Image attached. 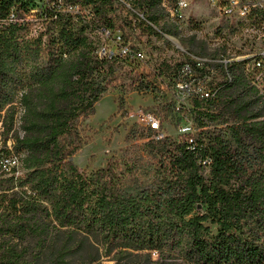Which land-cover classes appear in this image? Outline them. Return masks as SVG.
Segmentation results:
<instances>
[{"label":"trees","instance_id":"trees-1","mask_svg":"<svg viewBox=\"0 0 264 264\" xmlns=\"http://www.w3.org/2000/svg\"><path fill=\"white\" fill-rule=\"evenodd\" d=\"M134 1L144 16L127 10L118 27L115 0H49L39 24L32 0H0V264H264V91L236 56L193 101L194 141L164 138L145 188L127 187L134 166L114 156L91 172L72 160L77 121L124 58L101 57L93 31L181 32L158 0Z\"/></svg>","mask_w":264,"mask_h":264},{"label":"rangeland","instance_id":"rangeland-1","mask_svg":"<svg viewBox=\"0 0 264 264\" xmlns=\"http://www.w3.org/2000/svg\"><path fill=\"white\" fill-rule=\"evenodd\" d=\"M48 3L49 0H32L34 9L29 18L39 24L37 20L46 11ZM116 7V12L110 15L118 17L115 19L119 27L128 11L118 5ZM84 11L92 17L89 8ZM192 16L194 19L184 25L179 36H175L179 44L170 40L167 37L169 34L163 33L158 27L155 32L137 29L133 34L129 30L110 29L109 36L98 30L93 31L97 51L104 47L117 51L116 37L125 33L130 35L128 43L136 51H142L143 57H125L116 62L118 72L115 87L96 103L92 115L82 116L77 121L76 128L83 144L72 160L81 171L97 170L114 156L124 165L134 166V180L127 183L128 188L138 190L151 184L158 177L164 138L181 139L179 115L169 111L165 117L166 111L163 110L167 103L173 102L172 78L179 64L194 57L233 58L250 51L251 42L231 32L233 24L218 12L202 10ZM122 101L124 107L120 108ZM139 108L159 112L162 117V135H157L136 118L130 117L131 112ZM192 111L196 136L200 131L196 118L201 115L198 111ZM211 126H215V123L211 122ZM211 227L213 231L217 230L216 225ZM152 253L154 258L158 257L157 253ZM100 264L114 262L111 257L104 256Z\"/></svg>","mask_w":264,"mask_h":264},{"label":"built area","instance_id":"built-area-1","mask_svg":"<svg viewBox=\"0 0 264 264\" xmlns=\"http://www.w3.org/2000/svg\"><path fill=\"white\" fill-rule=\"evenodd\" d=\"M158 3L159 6L171 7L172 17L181 21L183 30L184 25L194 19L192 15L197 11L218 12L227 18L229 23L233 24L231 32L246 42H251L250 51L241 55L245 79L249 83H253L259 91H264V0H158ZM115 5L125 8L139 17L144 16V11L136 7V1L128 0L126 4L120 5L119 0H115ZM110 34V29L106 30V35ZM123 39H125L124 35H118L115 41L117 51L104 47L100 51L98 50L100 56L109 59L116 56L138 59L143 57L142 51H136L128 43L130 40L123 41ZM191 60L180 63L173 74V102L171 103L180 118V140H185L188 143L194 141L196 131L191 116L194 107L193 101L212 98L215 80H218L221 70L234 64V57H223V63L217 65L205 64L203 58L198 57ZM130 117L136 118L141 125L154 131L157 135H162V117L159 112L139 108L135 112H131ZM17 162V157L9 156L4 158L3 164L14 166L18 164ZM206 162L208 160L204 163L206 164Z\"/></svg>","mask_w":264,"mask_h":264},{"label":"bare ground","instance_id":"bare-ground-1","mask_svg":"<svg viewBox=\"0 0 264 264\" xmlns=\"http://www.w3.org/2000/svg\"><path fill=\"white\" fill-rule=\"evenodd\" d=\"M126 1H128V0H119V4H121V5H124V4H126ZM134 1V0H133ZM163 7V10H164V13H166V14H168L170 17H168L167 19L169 20V21H172V23L173 22H175L174 24H178V26H179V28H180V30L182 31L183 30V28H182V23H181V21L180 20H177V18H175V17H172V12H171V7H168V6H162ZM162 10V9H161ZM106 34V33H105ZM169 36L170 35H167V37L169 38ZM171 40V39H170ZM174 41V40H173ZM174 42H176V43H178L179 44V41H178V39H177V41H174ZM236 59H241V56H236Z\"/></svg>","mask_w":264,"mask_h":264},{"label":"water","instance_id":"water-1","mask_svg":"<svg viewBox=\"0 0 264 264\" xmlns=\"http://www.w3.org/2000/svg\"><path fill=\"white\" fill-rule=\"evenodd\" d=\"M169 38H170L171 40L177 41V38H176L175 36H173V35L169 36Z\"/></svg>","mask_w":264,"mask_h":264}]
</instances>
